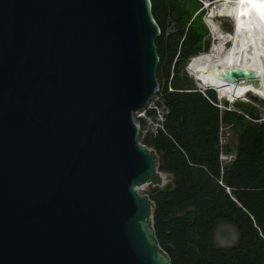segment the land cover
Returning a JSON list of instances; mask_svg holds the SVG:
<instances>
[{"label": "water", "instance_id": "obj_1", "mask_svg": "<svg viewBox=\"0 0 264 264\" xmlns=\"http://www.w3.org/2000/svg\"><path fill=\"white\" fill-rule=\"evenodd\" d=\"M159 33L150 0H0V264H170L137 187L172 174L132 115L157 89ZM222 78L264 99V73Z\"/></svg>", "mask_w": 264, "mask_h": 264}, {"label": "trees", "instance_id": "obj_2", "mask_svg": "<svg viewBox=\"0 0 264 264\" xmlns=\"http://www.w3.org/2000/svg\"><path fill=\"white\" fill-rule=\"evenodd\" d=\"M150 1L160 27L155 92L164 109L162 128L141 133L143 119L136 120L139 140L156 150L159 169L172 174L171 189L154 185L149 193L158 241L170 264H264V114L241 100H224L231 108L218 106L216 91L200 90L184 69L189 57L210 44L199 0ZM250 97L264 105L263 98ZM224 126L234 131L233 143ZM221 135L224 149L235 151L224 164ZM222 221L238 232L232 245L213 240V229Z\"/></svg>", "mask_w": 264, "mask_h": 264}, {"label": "bare ground", "instance_id": "obj_3", "mask_svg": "<svg viewBox=\"0 0 264 264\" xmlns=\"http://www.w3.org/2000/svg\"><path fill=\"white\" fill-rule=\"evenodd\" d=\"M209 6L205 22L214 41L208 51L192 56L187 64L189 73L195 76L201 87L215 88L219 95L233 101L247 92L263 95L261 87L248 83L226 82L222 72L230 66L252 68L264 73V0H215L205 2ZM228 16L233 30L223 31L213 19ZM229 43L227 46L226 44Z\"/></svg>", "mask_w": 264, "mask_h": 264}, {"label": "built area", "instance_id": "obj_4", "mask_svg": "<svg viewBox=\"0 0 264 264\" xmlns=\"http://www.w3.org/2000/svg\"><path fill=\"white\" fill-rule=\"evenodd\" d=\"M200 90L204 91L203 88H200ZM151 97L150 99L147 98L144 106L133 111V118L135 117L134 120L136 122H137L136 118L138 117H141L143 119V125L140 129L141 133H144L145 131H150L154 133L157 131L158 128H162L164 109L161 105H158L157 103L159 99V95L156 92H154L151 95ZM216 104L220 107L231 108V105L225 106L223 103H220L219 100H218V103ZM149 110H154L155 113L151 114L149 113ZM225 127L226 126L222 128L224 129ZM225 142H226L225 135H221L220 136V153H219V159H220L221 164H224L225 162L231 160L235 154L234 149H231L230 151H227L224 149L223 144Z\"/></svg>", "mask_w": 264, "mask_h": 264}, {"label": "rangeland", "instance_id": "obj_5", "mask_svg": "<svg viewBox=\"0 0 264 264\" xmlns=\"http://www.w3.org/2000/svg\"><path fill=\"white\" fill-rule=\"evenodd\" d=\"M215 0H199V2H200V6L202 5V6H204L205 8H204V10H203V12H202V19L205 21V16H206V13H207V10H208V8H209V6H205L204 5V3L205 2H214ZM199 6V7H200ZM213 19L215 20V22H217L219 25H220V27H221V29L223 30V31H226V32H231L232 30H233V23H232V19L230 18V17H228V16H214L213 17ZM208 26V25H207ZM168 31H170L171 29H172V25L171 24H168ZM208 29H209V27H208ZM209 38H210V44H209V48L211 47V45H212V43H213V41H214V38H213V34H212V32L210 31V29H209ZM227 46L229 45V43H227L226 44ZM209 50V49H208ZM207 50V51H208ZM205 52V51H204ZM190 58V57H189ZM189 58H188V60H187V62H186V64H185V66H184V69L188 72V69H187V64H188V62H189ZM191 76L193 77V75L191 74ZM193 79H194V77H193ZM194 82L196 83V85L199 87V88H202L197 82H196V80L194 79ZM212 88V87H211ZM214 89V88H213ZM215 90V89H214ZM216 91V93H219L217 90H215ZM250 95H255V96H258L259 98H261V96H259V95H257V94H255V93H253V92H247L244 96H242V97H239V98H237V99H235V100H233V101H230V103H232V102H234V101H239V100H241V101H245V102H248V103H251V104H254V105H256V107L259 109V111L262 113V114H264V105L262 104V103H257V102H255V101H253V99L250 97ZM151 97V96H150ZM150 97H149V99H150ZM152 98V97H151ZM226 100V99H225ZM228 101V100H227ZM132 115H133V113H132ZM135 118V117H134ZM223 133L224 134H226V135H228L229 136V140H230V142L231 143H233V141L235 140V133H234V131L233 130H231L230 128H228V127H226L225 129H223ZM229 133V134H228ZM138 139H139V137H138ZM233 145V144H232ZM233 147V146H232ZM154 185H152V184H141V185H139L138 187H137V189H138V191H140V192H145V193H147V194H149L150 192H151V188L153 187Z\"/></svg>", "mask_w": 264, "mask_h": 264}, {"label": "crops", "instance_id": "obj_6", "mask_svg": "<svg viewBox=\"0 0 264 264\" xmlns=\"http://www.w3.org/2000/svg\"><path fill=\"white\" fill-rule=\"evenodd\" d=\"M225 128H226V127H225ZM225 128H224V129H225ZM228 134H229V133H228Z\"/></svg>", "mask_w": 264, "mask_h": 264}]
</instances>
